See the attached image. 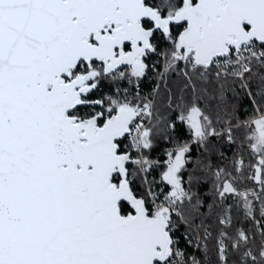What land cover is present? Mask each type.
Here are the masks:
<instances>
[{
	"label": "snow or ice",
	"instance_id": "obj_1",
	"mask_svg": "<svg viewBox=\"0 0 264 264\" xmlns=\"http://www.w3.org/2000/svg\"><path fill=\"white\" fill-rule=\"evenodd\" d=\"M0 264H264V0H0Z\"/></svg>",
	"mask_w": 264,
	"mask_h": 264
}]
</instances>
